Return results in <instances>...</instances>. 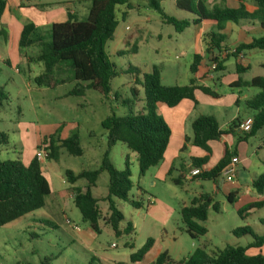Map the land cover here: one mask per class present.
<instances>
[{
  "label": "rangeland",
  "instance_id": "1",
  "mask_svg": "<svg viewBox=\"0 0 264 264\" xmlns=\"http://www.w3.org/2000/svg\"><path fill=\"white\" fill-rule=\"evenodd\" d=\"M16 1L25 3L24 0ZM51 1L54 3L48 5L50 10L64 11L65 7L70 8L67 3L57 2L60 0ZM129 1L132 5L130 8L125 5L116 7L118 23L114 37L104 45L110 60L117 69L126 70L128 66H134L141 73L150 72L153 67H157L160 70L161 84L165 86L187 84L192 76L189 66L193 54L198 50L199 27L190 25L184 31L176 32L172 25L164 23L160 15L149 8L146 0ZM203 1L207 8L213 5L222 6L221 4L226 2V0ZM244 1L246 8L251 9L254 6L252 0ZM7 2L11 6L14 20L18 24H24L25 15L12 6L11 0ZM160 3L163 10L171 16L178 19L192 18L190 13L177 8L173 0H160ZM76 10L80 19H84L83 3L76 5ZM124 11H127V15L122 18ZM229 25L234 24L226 22V27ZM233 27L235 29L233 37H229L227 31H224L228 40L224 45L229 44L230 52L239 42H244V36L261 35L257 33V26L253 27L249 21H241ZM238 29L242 30L240 36H237ZM5 32V36L0 35V90L5 94V97L0 99V133H5L8 141L7 144L0 145V157L21 160L27 164L35 157L39 147H42L43 138L58 128L60 135L65 136L77 131L83 152L81 156H73L60 149L56 159L45 157L41 160L42 168L48 163L53 165V169L46 173L52 192L45 198L42 208L0 227V264H86L91 257H95L96 264H152L156 255L163 251L177 262L197 247L212 254L227 244L245 245L252 240L250 235L236 237L232 230L248 223L257 230L260 225L258 221H255L256 226L253 225L252 218L264 216V208L257 211L253 209L248 211L249 213L246 211L240 216L237 212L239 204L229 202L220 192L215 195V201L219 204L218 212L209 209L207 220L203 223L207 229L206 234L191 238L183 230L180 209L189 204L190 199L200 190V186L194 181L187 180L181 185H175L169 178L177 175L176 170L171 171V176H168L165 182L152 185L150 169L143 176H139L135 154L119 142L111 148L110 160L117 169L123 170L126 157L128 158L132 182L129 198L141 202L142 207H133L128 201L115 198V206L124 217L120 228L123 229L130 223L132 231L115 236L110 226L100 219L98 223L100 232H94L89 223L82 220L79 210L73 204L72 186L65 180V170L77 173L81 170H93L100 165L106 147L105 131L100 122L112 112L117 115L127 112L128 104L124 105L123 101L131 98L130 87L133 85V78L126 73L112 78L108 98L94 89L87 90L83 96L65 97L63 95L74 85L67 64L62 63V66L52 74V79L44 81L41 85L37 84L35 77L43 72L42 62L34 60L38 47L32 45L21 47L18 44L19 34L15 30L5 28ZM123 32L130 36L127 42L120 39ZM44 36L45 40H48L49 33H44ZM201 37L205 49V33ZM117 51H123V54L119 55ZM204 53L207 55L205 63L210 67L211 55L205 50ZM244 53V60L241 57L242 53L238 57L239 60H243V65L249 64V68L244 72L236 73L233 57L225 60L223 70H211L213 79L206 80L205 84L214 90L217 96L215 98L203 96L210 101V106H206L205 109L206 114H215V108L218 107L221 111L219 116L226 118L224 108L236 110L232 102L233 94H252L259 90L253 86H230L232 80L237 78L249 81L254 76H264V51L250 49ZM52 80L53 82L56 80V84ZM135 87L142 100V89L137 85ZM202 106L205 107L203 103ZM239 108L241 112L242 110L252 112L247 110L244 104ZM218 120L221 122V119ZM172 126L174 143L178 130L174 123ZM261 142L264 143V128L254 136L248 137L245 142H241L247 143L245 144L248 147L247 155L253 163L254 171L257 170L255 165L264 159V147L259 148ZM239 143L235 136L231 150H235ZM214 160L213 155L210 157L211 164ZM179 162V159L175 162L176 169L179 168ZM107 183L108 174L104 171L100 173L95 187L91 189L92 194L100 199L99 208L102 215L108 212V202L104 199ZM202 184L204 190L211 189L210 180H202ZM74 185L83 190L86 181L79 179ZM262 230L263 228L257 232H263ZM76 231L83 233L84 238L76 235ZM147 238L153 239V245L145 259L131 262L130 254Z\"/></svg>",
  "mask_w": 264,
  "mask_h": 264
},
{
  "label": "trees",
  "instance_id": "2",
  "mask_svg": "<svg viewBox=\"0 0 264 264\" xmlns=\"http://www.w3.org/2000/svg\"><path fill=\"white\" fill-rule=\"evenodd\" d=\"M238 1L240 4L235 8L225 5H213L211 8H207L203 0H175L177 8L192 15L190 19H178L167 14L163 10L160 0H146V3L149 8L160 15L164 23L172 25L174 30L179 33L190 25H198L203 21L212 22L213 28L205 33L204 50L206 53L212 54L211 60L216 62L213 71L223 70L225 60L233 57L235 71L239 74L249 68V64L241 63L238 59L239 55L250 49L264 51V33L252 37L247 43L237 44L233 51L222 55V52L228 50L224 45L225 24L226 22L239 24L244 20L252 21L257 22L264 30V0H252L256 5V9L253 11H248L241 0ZM120 5H125L127 8L132 6L129 0H89L87 16L84 19L67 13L65 21L51 24L48 40L36 33L35 26L31 22L23 24L18 40L21 47L35 43L39 45V51L34 57V60L43 64V72L35 77V82L39 85L52 79V74L62 66V63L67 64L71 70V80L74 81V85L63 95L65 97L83 96L87 90L94 89L108 98L112 78L122 73L129 74L133 78V85L130 87L131 98L123 101L124 105L128 104L127 112L123 115L112 112L100 122L106 139V147L101 156L100 165L93 170H81L77 173L65 170V180L72 186L73 204L79 210L82 220L88 222L94 232L99 233L98 223L101 219L110 226L115 236H120L122 232L130 233L132 226L127 223L123 229L120 228L124 217L115 206L114 199L128 201L137 208L142 207V204L129 198L132 182L128 158L126 157L125 160V168L117 169L110 160L111 148L118 142L123 143L128 150L135 154L138 175L143 176L149 168L158 165L163 160L171 135L169 125L157 111V104L163 103L168 107H173L183 99H190L194 104H197L195 98L197 90L213 98L217 96V93L209 86L200 84L194 75L202 60L199 53L193 54L189 66L192 76L187 84L181 86L162 85L160 70L157 67H153L150 72L142 73L134 66H128L126 70L117 69L106 53L104 45L106 41L114 37L118 23L115 12L116 7ZM5 7L6 0H0V19ZM126 13L127 11L122 13V18ZM117 54H123V51H117ZM220 55L222 56L220 57ZM136 85L142 89V100L138 95ZM230 86L259 88L253 96L243 102L245 108L252 111V124L249 131L236 132L240 125L239 118L231 121L225 129H220L217 119L211 114H201L192 119L190 123L191 136L184 137L181 151H184L187 143L190 142L206 153L202 157H190L189 171L195 167L202 169L201 173L196 175L199 180L215 182L234 156L235 150H229L222 135L233 134L238 141H246L248 137L254 136L264 126V76H254L249 81L237 78L230 83ZM0 96V99L5 97L2 90H0ZM235 103H238L237 99ZM7 141V135L0 133V145L7 144ZM211 141L220 143L221 156L213 167L203 169L209 159L208 144ZM41 146L47 150L46 159H56L60 149H64L73 156H81L83 152L77 131L61 137L59 128L45 136ZM176 160L170 166L167 176H171V171L176 170L177 175L171 176L170 180L175 185H181L186 180L187 169L181 161L178 165L179 168L176 169L174 167ZM104 171L108 174L107 193L104 196L105 201L108 202V212L102 215L99 208L100 199L92 194L91 189L95 187L98 176ZM79 179L86 181L83 190L74 185ZM252 186L257 194H262L264 173L252 181ZM49 194L50 185L42 171L40 160L34 157L29 163L24 164L21 160L0 157V227L42 208L45 198ZM226 198L232 202L230 195H226ZM262 206H264L263 201H256L237 212L241 216L243 212ZM209 209H213L215 212L219 210L218 202L214 201L209 193L193 196L189 204L181 207L180 216L183 230L191 238L195 239L206 234L207 229L203 223L207 220ZM232 234L236 237L250 235L252 240L247 245L227 244L212 254L197 247L187 257L177 262L170 259L167 252L163 251L157 255L152 264H264L263 254L250 255L247 253L249 248H260L264 244V235H255L248 225L234 228ZM152 245L153 239L147 238L135 252L130 254V261H142ZM129 246L132 248L131 244ZM95 261V257H91L86 264H96Z\"/></svg>",
  "mask_w": 264,
  "mask_h": 264
},
{
  "label": "crops",
  "instance_id": "3",
  "mask_svg": "<svg viewBox=\"0 0 264 264\" xmlns=\"http://www.w3.org/2000/svg\"><path fill=\"white\" fill-rule=\"evenodd\" d=\"M24 1H25V3H23L22 1L18 2L16 0H11V4L14 8L21 11V13L25 15L26 22H24V24L27 22L33 23L35 26V29H36V33H38V35H40L42 38H45L44 33H49V29H50L51 24L54 22L65 21L67 19V13L73 14V15L77 16L78 18H80L79 14H78V10H76V5H80L81 3H83L84 13H85L84 15L86 17L87 12H88V1L89 0H60V1H57V2L67 3V5H70V8H69V6L65 7L64 11L50 10L48 5H51L52 3H54V1H51V0H47L45 2L43 0H24ZM82 1H84V2H82ZM235 1H237V2L235 3L234 0H226L225 4H221V5L222 6L225 5L228 7L235 8V7H238L240 4V2L238 0H235ZM173 2L175 4V0H173ZM227 3H230V5ZM241 3L245 6L244 0H241ZM218 6H220V5H218ZM245 8H246V6H245ZM246 9L248 11L255 10L256 9L255 3L251 9H248V8H246ZM23 11L25 13H23ZM126 15H127V13H126ZM249 22H250V25H252L253 27L257 26V33L258 34L262 35L264 33V30L258 25L257 22H252V21H249ZM233 24L237 25L235 23H233ZM213 25L214 24L210 21H203L202 23L195 25V26L199 27V30L197 33V36H198L197 41H198L199 45H198V50L196 53H199L202 56V60L200 62V65L198 67L197 72L194 75L198 79V82L200 84H204V85H206L205 84L206 80H212L213 79V73L209 69L210 68L209 65H207L205 63V60H206L205 57L207 55L204 53V47H203V44L201 41V39H202L201 36L204 35V33L208 32L211 28H213ZM234 25H229L228 27H226V24H225L223 33H224V31H227L229 37H233L234 36L233 32L235 31V29L233 27ZM22 26H23V24H21V23L18 24L16 22V20H14V17H12L11 6L8 4V2L6 0V7H5V10H4V12L1 16V19H0V35H2V36L6 35L5 28L13 29L16 31V33L20 34ZM127 28L128 27L126 26L125 30H127ZM241 31H242L241 29H238L237 36H240ZM120 35H122L120 37L122 42H127L128 38L130 37L128 34H126L124 32L121 33ZM252 37H257V36L256 35H251L249 37L244 36V39H245L244 42L245 43L249 42ZM225 41H228L227 36H226ZM239 43H241V42H239ZM32 46L38 47V51H39L38 43L32 44ZM226 48L230 49L229 44L226 46ZM224 52H222L221 54L223 55ZM210 55L212 56V54H210ZM222 55H220V57ZM241 57L244 60V57H245L244 52L242 53ZM28 60H30V58H28ZM243 60H240L242 64H243ZM233 81H235V80H232V82ZM55 82H57V81L55 80ZM256 92H253L252 94H240V93L233 94L232 102L235 104L236 110L231 111L227 108L226 109L224 108V112L227 113L226 118H222L221 116H219V115H221V111L218 107L215 108V114H211V115L215 116V118L217 119L220 129H225L227 127V125L236 118H239V121L241 124L247 117L252 116L251 112L248 113L247 111H244V110H242V112H241V108H239V106L242 105L243 102L247 98L253 96ZM203 96H206V95L204 93H202L201 91L197 90L195 92V98L197 100V104H194V102L190 99H183L177 105H175L173 107H168L163 103L157 104V110L162 115L164 113L163 117L171 128V135H170L166 150L164 152L163 160L158 165L149 168L150 172H151L150 177H151L152 185H157L158 183L165 182L168 179L167 172H168L170 166L172 165V163L176 159H179L182 162V164L185 166V168L187 169V171L185 172V179L187 181H194V183L196 185L200 186V190L197 192V194L195 196L199 195L200 193H209L212 196L213 200L215 201V195L218 192L222 193L224 196L230 195L232 202H237L239 204L238 210L242 209L246 205L253 203V202H256V201H263L264 202V189H263L262 194H257L255 191V188L252 186V181L254 179H256L261 173H264V167H263L264 159L262 158L260 163H257L255 165L257 170L254 171L252 169L253 163L249 159V156L247 155V148L248 147H247V145H245L247 143H244V144L241 143V142H245V141H240V143L236 145L235 154L233 157H236L238 159V163L236 165L235 175H234L233 179H231L230 181H228L224 176H222L220 174V176L216 179L215 182L210 180L212 183L211 189L209 191H206L203 188L202 180L197 179L196 176L190 177L188 175L189 168H190L189 167L190 157H202L206 154L202 149L193 146L190 142L187 143V146L184 149V151H181V147L184 144V137L185 136H188V137L191 136L190 123H191L192 119H194L195 117H197L201 114H206V112H205L206 106H210V101H208V99H206ZM236 99L238 100L237 104L235 103ZM202 103L205 107L202 106ZM116 107H117V104H116ZM216 115H218V116H216ZM218 119H221V122H219ZM172 123H174V125L177 127V130H178L176 132L177 133L176 141L174 143L172 141V136H173L172 127H174V126H172ZM262 128H264V126ZM236 132H241V130L239 128H237ZM60 136L65 137L64 134L63 135L61 134ZM234 138H235V135H233V134L222 135V139L226 142L230 151H231V147L233 146V143H234ZM208 146L210 148V153H208L209 159H208L206 165L203 166V169H210L211 167H213L221 156V145L219 142L211 141V142H209ZM263 147H264V143L261 142V146H259V148L263 149ZM184 152H185V155H184ZM181 153H182V155H181ZM213 155L215 156V160L211 164L210 157L212 158ZM30 161L31 160H29L27 163H29ZM258 164H260V165H258ZM49 169H53V165L50 163L46 164L45 167L42 168V171H43L46 179H47L46 173H48ZM219 179H221L222 181H219ZM51 192L52 191L50 189V193ZM153 204H155V200H154ZM263 208H264V206H262L260 208H252L250 210L255 209L257 211V210H260ZM250 210H248V211H250ZM250 214H244V216H246V215L250 216ZM255 217L256 218H252V222H253V225L256 226L255 221H258L260 226L257 227V230H255L256 228L254 229L253 226L251 227L250 223L245 224V225L250 226L252 229V232L255 235H258L257 233H262V235H264V216H255ZM244 219L246 220L247 218H244ZM260 227L263 228V230H262L263 232H257V231H260V229H262ZM76 235H78L80 238H84V234L80 233L78 231H76ZM262 235H260V236H262ZM249 242H247L245 245H247ZM148 252L145 254L143 260L145 259ZM247 253L250 255L259 254V253L264 255V244H262V246L260 248H249L247 250ZM156 257H157V255H156ZM155 258L153 259V261L155 260Z\"/></svg>",
  "mask_w": 264,
  "mask_h": 264
},
{
  "label": "built area",
  "instance_id": "4",
  "mask_svg": "<svg viewBox=\"0 0 264 264\" xmlns=\"http://www.w3.org/2000/svg\"><path fill=\"white\" fill-rule=\"evenodd\" d=\"M226 52H230V50L228 49L227 51L224 52V54ZM215 66H216V62L215 61H212L211 64H210V70H214L215 69ZM251 124H252V117H247L240 125H239V129L241 131H244V132H247L249 131L250 127H251ZM47 155V150H45L43 147H40L36 153H35V157L38 159V160H42V159H45ZM238 163V159L236 157H232V159L230 160L229 164L221 171V175L224 176L228 181H230L231 179H233L234 175H235V172H236V165ZM201 168H198V167H195V168H192L188 175L190 177L192 176H196L198 175L199 173H201ZM112 246H115V245H112Z\"/></svg>",
  "mask_w": 264,
  "mask_h": 264
}]
</instances>
